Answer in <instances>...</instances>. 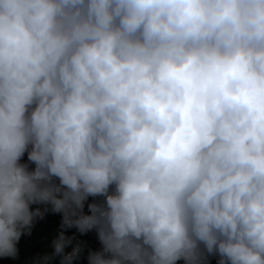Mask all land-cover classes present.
Returning <instances> with one entry per match:
<instances>
[{"label": "clouds", "instance_id": "clouds-1", "mask_svg": "<svg viewBox=\"0 0 264 264\" xmlns=\"http://www.w3.org/2000/svg\"><path fill=\"white\" fill-rule=\"evenodd\" d=\"M49 213L26 264L70 229L87 264H264V0H0V257Z\"/></svg>", "mask_w": 264, "mask_h": 264}, {"label": "trees", "instance_id": "trees-1", "mask_svg": "<svg viewBox=\"0 0 264 264\" xmlns=\"http://www.w3.org/2000/svg\"><path fill=\"white\" fill-rule=\"evenodd\" d=\"M27 160V156L23 158L22 162ZM93 198H89L88 202H92ZM102 199V198H98ZM85 213L87 214V202L85 205ZM61 216L59 214L49 213L44 220L37 221L34 225V230L31 236H22L17 244L19 250L18 258H3L0 257V264H26L33 257L37 255H43L45 251L49 253L52 251L50 247L51 238L54 236L55 231L58 229ZM76 234V240L72 246L66 248L67 252L72 250L75 245L80 246V252L77 258L73 261V264H87L86 255L89 249L98 250L101 246L96 238L95 232H89L84 235H80L75 229L66 231V235ZM53 264H59V260H55ZM210 264H216L215 259L210 260Z\"/></svg>", "mask_w": 264, "mask_h": 264}]
</instances>
